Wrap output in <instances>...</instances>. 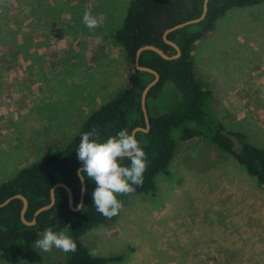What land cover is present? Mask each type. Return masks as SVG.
Returning <instances> with one entry per match:
<instances>
[{
    "label": "rangeland",
    "instance_id": "374dc122",
    "mask_svg": "<svg viewBox=\"0 0 264 264\" xmlns=\"http://www.w3.org/2000/svg\"><path fill=\"white\" fill-rule=\"evenodd\" d=\"M130 0H3L0 3V181L63 148L85 117L127 82L110 33ZM99 18L89 30L85 12ZM195 74L229 130L264 144V3L219 19L195 50ZM181 94L166 81L146 101L168 111ZM153 194L132 195L116 220L81 240L105 264H264V189L207 139H181ZM42 238L40 236L38 239ZM64 252L24 247L19 264H61ZM0 264H10L0 252Z\"/></svg>",
    "mask_w": 264,
    "mask_h": 264
},
{
    "label": "trees",
    "instance_id": "16d2710c",
    "mask_svg": "<svg viewBox=\"0 0 264 264\" xmlns=\"http://www.w3.org/2000/svg\"><path fill=\"white\" fill-rule=\"evenodd\" d=\"M203 1L130 0L121 24L109 35L123 49L129 67L126 84L85 117L63 148L46 153L19 168L11 178L0 181V203L15 194L22 195L27 201L24 216L30 222L35 211L50 202L52 185L63 182L71 190L76 207L81 191L77 169L83 166L76 151L81 134L95 129L101 140H105L122 129L131 134L135 127H146L140 96L154 75L136 68V50L143 45H153L166 55L175 54L176 49L163 39L164 31L177 23L199 17ZM262 3L264 0H208L202 20L167 33L166 38L180 49L179 57L164 59L152 50L140 53L139 65L149 67L159 75V80L149 89L146 101L166 81L173 82L181 97L168 111L148 115L147 131L135 132V138L147 155L148 168L142 186L134 185V192L118 196L123 205L132 195L155 192L157 175L168 173L177 146L172 132L177 128H180L181 139L204 138L228 153L264 189V144H254L245 132L229 130L214 117L210 108L211 88L195 74V50L199 42L215 29L217 21L232 9ZM121 163L130 165L127 160ZM84 181L86 190L78 210L69 207L67 191L59 186L54 189V204L38 213L32 225H26L20 218L22 199L12 198L0 207V252L9 255L10 264H19L21 250L31 246L48 228L65 231L77 244L75 253H64L61 264H105L122 259V255L116 254L92 256L89 247L81 240L87 231L100 225L108 226L118 217L108 219L96 211L92 198L95 182L86 176Z\"/></svg>",
    "mask_w": 264,
    "mask_h": 264
},
{
    "label": "clouds",
    "instance_id": "9594fccd",
    "mask_svg": "<svg viewBox=\"0 0 264 264\" xmlns=\"http://www.w3.org/2000/svg\"><path fill=\"white\" fill-rule=\"evenodd\" d=\"M82 23L89 30H94L99 27L100 21L86 11ZM76 151L83 165L78 170L81 180L86 176L95 182L92 198L96 211L108 219L119 215L123 203L118 196L134 192V185L142 186L148 168L147 155L139 141L127 129L101 140L98 131L93 129L81 134ZM124 160L129 161L130 165H123L121 162ZM35 247L42 252H50L53 248L64 253L77 251L76 242L65 231L57 232L51 228L35 241ZM89 254L95 256L96 252L90 250Z\"/></svg>",
    "mask_w": 264,
    "mask_h": 264
},
{
    "label": "water",
    "instance_id": "95a60500",
    "mask_svg": "<svg viewBox=\"0 0 264 264\" xmlns=\"http://www.w3.org/2000/svg\"><path fill=\"white\" fill-rule=\"evenodd\" d=\"M207 3H208V0H204L203 1V9H202V12H201V15L197 18H194V19H189V20H186V21H183V22H180V23H177L169 28H167L164 33H163V39L166 43H169L171 44L175 49H176V53L173 54V55H166L161 49L153 46V45H143L141 47H139L137 50H136V55H135V64H136V68L138 70H140L141 72H151L153 73L154 75V78L149 82L147 83V85L144 87V89L142 90L141 92V96H140V103H141V109H142V112H143V116H144V119H145V125L146 127L143 128V127H135L132 131H131V134L132 135H135V132L136 131H147L148 130V127H149V123H148V114H147V106H146V96H147V93L149 91V89L156 84V82L159 80V75L156 71H154L153 69L149 68V67H146V66H142V65H139L138 63V60H139V55L140 53L143 51V50H152V51H155L156 53H158L161 57H163L164 59H173V58H177L179 57L180 55V49L177 47V45L168 40L166 38V35L168 32L172 31V30H175V29H178V28H181V27H184L186 25H189V24H192V23H197L199 22L200 20H202L206 14V11H207ZM83 166L79 167L77 169V174H78V170L81 169ZM79 176V175H78ZM79 179H80V182H81V191H80V199H79V202L77 204L76 207H74V204H73V196H72V192L71 190L69 189V187H67L63 182H57L55 184L52 185V187L50 188V202L46 205H43L41 207H39L34 215H33V219L29 222L25 219V210H26V207H27V201L25 199V197H23L22 195L20 194H15L13 196H10L8 198H6L4 201H2L0 203V207H3L5 206L12 198H20L22 199V202H23V205H22V208H21V211H20V218L22 220L23 223H25L26 225H32L35 223V220H36V215L38 213H40L41 211L43 210H46V209H49L53 204H54V189L56 187H64L67 191V194H68V205L69 207L76 211L78 210L81 205H82V202H83V198H84V193H85V181L84 179L81 180L80 176H79Z\"/></svg>",
    "mask_w": 264,
    "mask_h": 264
}]
</instances>
